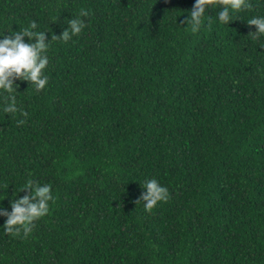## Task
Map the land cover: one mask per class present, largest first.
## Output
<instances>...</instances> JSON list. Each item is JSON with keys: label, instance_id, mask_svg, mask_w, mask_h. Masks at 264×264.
<instances>
[{"label": "trees", "instance_id": "obj_1", "mask_svg": "<svg viewBox=\"0 0 264 264\" xmlns=\"http://www.w3.org/2000/svg\"><path fill=\"white\" fill-rule=\"evenodd\" d=\"M194 3L0 0V39L36 21L47 42L87 13L50 43L44 89L15 81L17 113L0 90V208L29 180L53 196L27 235L0 216V264H264V34L247 24L264 0L228 25L209 5L195 34ZM153 178L169 198L148 212Z\"/></svg>", "mask_w": 264, "mask_h": 264}, {"label": "clouds", "instance_id": "obj_2", "mask_svg": "<svg viewBox=\"0 0 264 264\" xmlns=\"http://www.w3.org/2000/svg\"><path fill=\"white\" fill-rule=\"evenodd\" d=\"M209 5L221 6L217 16L219 21L225 25L233 21V12L252 7L248 0H195L189 15L182 21L190 26L193 34L200 30L206 8ZM85 16L87 13L81 12L79 16L69 19L68 26L61 35L52 34L51 40L47 42V32L34 31L38 27L36 21H32L27 28L12 32L10 36L0 39V90L8 94L4 97V113L15 114L18 111L14 95L18 88L15 84L16 80L28 81L35 86L37 91L45 88L48 76L44 74V70L49 64L46 53L50 43L57 40L67 42L73 36L80 34L85 27L81 17ZM247 24L256 28V31L249 33L252 39L256 40L264 34V17H253L247 21ZM24 37H28L27 43ZM21 114L25 117L28 115L26 112H21ZM23 123L25 120L17 121L18 125ZM141 187L144 191L134 203L136 205L143 203L145 211L150 212L159 202H167L169 198L168 189L161 186L155 178L146 179ZM19 192H26V194L11 201L10 212L0 208V216L7 218L3 226L6 234H19L21 230L25 235L29 234L34 227V222L49 212V202L53 200L50 184L41 185L29 180L17 193Z\"/></svg>", "mask_w": 264, "mask_h": 264}]
</instances>
